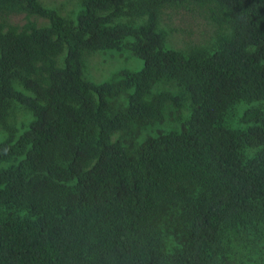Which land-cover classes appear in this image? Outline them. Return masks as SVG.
I'll return each mask as SVG.
<instances>
[{
  "label": "trees",
  "instance_id": "16d2710c",
  "mask_svg": "<svg viewBox=\"0 0 264 264\" xmlns=\"http://www.w3.org/2000/svg\"><path fill=\"white\" fill-rule=\"evenodd\" d=\"M74 2L0 0V264H264V0Z\"/></svg>",
  "mask_w": 264,
  "mask_h": 264
},
{
  "label": "rangeland",
  "instance_id": "374dc122",
  "mask_svg": "<svg viewBox=\"0 0 264 264\" xmlns=\"http://www.w3.org/2000/svg\"><path fill=\"white\" fill-rule=\"evenodd\" d=\"M44 6L54 9L62 17H71L75 10L74 0H41ZM11 23L21 24L22 15L10 17ZM162 25L169 30L168 44L181 48L188 42H203L211 34L210 26L197 11L175 10L166 11L162 16ZM85 78L95 84L106 81L119 70L136 71L141 61L127 51L107 50L97 52L86 58ZM26 121V120H24ZM2 134H0V141ZM7 164H0L5 167Z\"/></svg>",
  "mask_w": 264,
  "mask_h": 264
}]
</instances>
